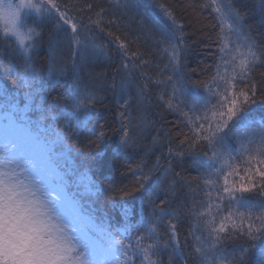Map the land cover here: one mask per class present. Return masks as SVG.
<instances>
[{"label":"snow or ice","instance_id":"obj_1","mask_svg":"<svg viewBox=\"0 0 264 264\" xmlns=\"http://www.w3.org/2000/svg\"><path fill=\"white\" fill-rule=\"evenodd\" d=\"M114 6L130 14L138 26L134 29L139 33L137 40L141 35L154 39L158 34L162 39L157 43L166 44L164 52L168 55V62L163 67L156 66L160 78L153 80L148 76L147 80L165 88L171 85V94L164 107L179 113L191 134L181 133L185 139L180 144L194 148L202 142L207 149L203 154L210 155L213 161L207 168L197 164L201 171L197 188L202 182V188L206 190L205 200L200 201L198 207L204 208L205 202L208 207L198 211L194 203L187 212L183 206L173 208L177 178L188 185L190 192L196 190L181 173L173 172L171 162L162 169L157 157L156 164L148 167L147 171L143 162L135 167L129 166L128 171L134 177L129 184L108 182L103 186L104 181L88 179L84 190L89 197L95 195L99 199L106 191L110 206L85 212L76 194L70 195L67 191L69 173L64 165L83 158L74 137H78L82 129L87 131L89 126L94 136L88 141L89 147L96 149L97 156L104 155L100 149L110 137L104 131L105 124L97 127L94 109L97 104H103L105 98L83 85L78 77L69 97H63L58 91L64 87L67 74L62 52L66 44L73 55L75 72L78 67L75 57L79 56L83 61L89 56L105 55V48L81 36V29L85 26L82 20L70 15L72 8L68 4H61L59 0H42L40 4L20 0L18 4L5 5L0 0V30L5 38L14 37L22 52L18 62L0 63V73L11 81L14 89L0 88V264H136L137 259H140V264H161L158 257L162 251L169 252V264H172L173 258L178 260L185 255L179 239L181 217L192 220L188 236L196 242L194 251L200 258L199 264H206L210 250L221 252L223 241L229 239L243 243H238L231 254L213 257L210 264H250L253 249H258L254 264H264V199L255 203L243 195L256 192L264 198V111L257 119L256 110L252 107L258 103V92L259 103L264 105V81L258 84L252 78L258 65H264V45L245 30L250 26L244 24L245 14L236 0L205 3L203 7L212 8L221 26L228 22L239 43L229 60L224 55L217 57L215 75L202 83L206 95L201 97L183 83L182 67L190 50L189 37L173 12L158 0H127L124 3L115 0ZM91 7L88 5L89 9ZM259 7L264 16V0H260ZM157 8L163 12L166 22L160 19ZM29 12L41 17L42 23L52 26L46 77L33 59V50L38 47L36 41L41 32L30 28L28 33H24L21 27ZM108 23L111 25L115 21ZM128 27L124 25L125 29ZM117 30H121L119 25ZM124 34L127 37L126 31ZM192 35H196L195 30ZM261 37L264 39V33ZM25 40L29 42L25 43ZM116 43L117 53L129 61L122 65L125 76L119 82L113 77L111 84L118 101L123 100L120 104L123 109L120 128L114 130L119 136L114 151L117 157H122L138 142L134 131L143 132L149 126L142 114L146 102H150L148 84H137L138 114L135 118L130 111L132 96L129 88L133 73L150 61L140 59L137 64L136 60L142 53L133 52L128 57V43L119 37H116ZM220 52H225L223 46ZM164 73L168 75L162 76ZM140 75L143 77L145 73ZM53 92H57V96H53ZM158 98L163 100V94ZM61 99L65 100L63 104ZM134 119L136 123H133ZM170 136V132L165 133L166 138ZM159 141L160 137H153L154 144ZM169 152H172L171 148ZM176 155L182 157L184 153L181 151ZM238 161L245 166L244 176L240 177L244 182L237 185L236 182L230 183L228 177L238 174ZM72 174L84 177L87 172L74 167ZM53 193L54 201L48 198ZM116 195L121 197L120 201L114 200ZM136 196L142 200L140 219H136L138 213L135 208L123 199ZM217 200H226L228 205V215L219 225L216 219L222 209L215 203ZM145 206L148 209L146 214L143 212ZM114 210L115 220L111 215ZM65 212L77 221L70 230L59 222V217ZM207 216L211 219H206ZM228 222L232 225L230 231H226ZM193 229L202 235H196ZM204 232L211 241L210 247L205 246ZM145 240H151V243L145 245Z\"/></svg>","mask_w":264,"mask_h":264},{"label":"trees","instance_id":"obj_2","mask_svg":"<svg viewBox=\"0 0 264 264\" xmlns=\"http://www.w3.org/2000/svg\"><path fill=\"white\" fill-rule=\"evenodd\" d=\"M61 4H68L72 8L70 15L76 17L77 20H82L85 28L81 29V36L87 37L89 40H94L96 43L101 44L105 48V55L101 56H89L86 60H81L79 56L75 57V62L78 67L73 71V55L68 49L67 45H63V63H66L67 74L64 78V87L58 89L63 97L67 99L69 94L72 92L74 87V81L78 77L83 85L90 89L96 90L100 96H103V104H97L94 112L97 116V127L100 124H105L104 131L108 133L109 139H106L102 145L100 151L104 155L97 156L96 149L89 147V139H94L92 135L91 126L88 130H81L78 137H74L77 140L83 154V158H76L74 163L64 165V169L69 173L67 180L68 186L67 191L71 194H76V199L81 205L84 206L85 212L89 209H99L103 207L107 209L110 204L107 199L108 193L105 191L99 196V199L95 195L89 197V194L85 192L84 186L87 184L88 179H96L97 182L104 181V185L108 182L115 183L117 185L129 184L133 179L132 173L128 171L129 166L135 167L136 164L143 162L147 167L156 164L157 157L160 158V165L167 167L171 162L173 172L181 173L182 177H185L192 189L196 191L190 192L187 184L180 181L177 178V190L173 198L174 202L172 207L183 206L185 212L187 208L197 206L198 211H204L207 209L208 204L205 202L204 208H200V201H204L205 189L201 187L197 188L198 177L201 175L200 169L197 164L203 165L207 168L213 161L210 155L205 156L203 153L206 151V147L203 143L197 144L194 148H189L187 144L181 145L180 141L185 139L181 133L191 135L186 122L179 113L169 111L164 107L168 96L171 94V85L168 87L156 86L155 84L147 80L148 76H151L153 80L160 78L157 75V65L163 67L168 62V55L164 52L166 47L165 43H157L162 38L155 34V38L141 35L140 39L136 37L139 35L137 29L138 26L131 20L130 14L124 13L122 10L115 8V0H59ZM121 3L127 2V0H120ZM158 2L164 5L166 8L171 10L177 22L184 26L185 34L188 38L189 51L184 58V64L182 72L184 73V85L191 89L193 92L198 93L199 96L203 97L206 95L205 89L202 86L203 82L209 81L212 76L215 75V65L218 63L217 57L224 55L226 60H229L232 52H235V48L239 43L236 35L230 31V27L227 21L221 26L217 14L212 10L211 7H203L205 3H210V0H158ZM240 7V10L245 14L244 24L247 27L245 30L257 40L258 43L264 45V39L261 37V33H264V16L260 11V0H236ZM88 5H92L89 9ZM103 9V12L101 10ZM156 11L160 15V19L166 22L163 12L159 8ZM90 20L92 21L90 23ZM115 21L113 24H109L108 21ZM99 24V27L97 26ZM40 25V27H37ZM117 25L120 26L121 30H117ZM124 25H128V28H124ZM2 28V25H0ZM22 28L25 33H28L30 28H36L37 31L41 32V36L37 39L36 43L38 47L33 50V59L37 67L42 69V75L47 76V56H48V43H49V32L51 31V24L42 23V18L36 15H28L25 17ZM196 31V35H192L193 31ZM70 31V30H69ZM125 31L127 37H125ZM111 33V35H109ZM116 37L120 40L128 43V57H131L133 52L139 51L142 56L136 60L139 64L140 59L150 61V64H144L138 68L131 76L132 84L130 85L129 91L132 96L131 101V113L135 118L137 116L136 110V93L137 84L143 86L145 83L148 84V96L150 102H146L143 110V115L149 122V126L143 130V132L134 131V135L138 137L136 145L129 149L128 153L122 157H117L115 153L116 143L119 139L117 131L120 128V112L123 109L120 104L123 100H119L114 94L111 84L113 77L119 82L122 77L125 76V71L122 68L124 63H128L127 58H122L116 51L117 43ZM195 41V43H193ZM29 42V41H28ZM224 47L225 52L221 53L220 48ZM230 55V56H229ZM22 58V52L20 51V45L13 37L5 38L3 31L0 30V63H16ZM229 72L231 67H229ZM223 72L224 69L221 68ZM143 72L145 75L141 77L140 73ZM264 65H258L256 71L253 73L252 78L260 84L264 81ZM168 73L162 74L166 77ZM9 87L12 89L11 81L6 80L3 74L0 73V88ZM180 86L179 84L177 85ZM214 87V86H213ZM243 87V84H240ZM163 94L164 99L160 100L158 97ZM53 96H57V92H53ZM18 99L20 98L17 93ZM260 93L257 94L258 103L253 105L255 115L257 119H260L261 111H264V105L259 103ZM62 104L65 102L64 99L60 101ZM70 102V101H69ZM175 102V101H174ZM187 111V109H185ZM133 123H136L135 119ZM117 130V131H114ZM170 132V137H165V133ZM160 137L159 143H153V137ZM169 148L172 152H169ZM183 151L182 157L176 155L178 152ZM95 157V159H93ZM244 164L237 162V173L233 176H229L228 179L231 182L243 183L240 179L244 176ZM78 168L82 171H86L87 175L81 177L79 175L72 174L73 168ZM161 169V170H162ZM138 174V173H137ZM258 180V178H257ZM221 184L223 183V176L220 178ZM237 195H241L237 193ZM248 196L255 203H259L262 197H259L256 192L243 194ZM129 206L135 208L138 213L136 219H140L142 200L139 196L136 197H124L123 198ZM146 199V195L144 197ZM115 201H120L121 197L116 195ZM185 202H187L185 204ZM159 204V199L156 201ZM222 209L220 216L216 219V224L219 225L221 220L228 215L227 201L215 202ZM235 208V205H233ZM148 211L147 207L143 208V212L146 214ZM213 215L215 214L213 210ZM115 220V210L111 213ZM211 219V216L205 217ZM99 224V220L96 221ZM192 224L191 218L185 219L181 217L179 228V239L181 245L184 247V257L180 259L173 258L172 264H199V257L194 251L196 245L195 240L188 236L190 225ZM231 223H227L226 231L231 230ZM163 232V229H160ZM195 230V229H193ZM196 235H202L198 230ZM205 246L211 245V241L207 239V233L204 232ZM223 236V234H221ZM187 237V240L185 239ZM145 245L150 244L151 240H145ZM243 243L239 240H224L222 244L221 252L211 251V254L207 258L206 264H210L213 257H219L221 254L228 255L236 250V245ZM259 244V242H257ZM170 251V250H169ZM253 255L250 259V264L255 262V253L258 249H253ZM159 260L161 264H169V252L162 251L159 254ZM157 259V257H156Z\"/></svg>","mask_w":264,"mask_h":264},{"label":"rangeland","instance_id":"obj_3","mask_svg":"<svg viewBox=\"0 0 264 264\" xmlns=\"http://www.w3.org/2000/svg\"><path fill=\"white\" fill-rule=\"evenodd\" d=\"M32 2H33V3L40 4V3H42V0H32ZM3 3H4L5 5H7L8 3L18 4V3H20V0H3ZM28 15H35V13H33V12H29V13L27 14V16H28ZM21 27H22V26H21ZM22 30H23V28H22ZM23 32H24V30H23ZM24 33H25V32H24ZM13 38H14V37H13ZM14 39H15V38H14ZM15 40H16V39H15ZM25 43H28V41L25 40ZM232 54H235V52H232ZM229 56H230V55H229ZM48 198H49V199H52V200L54 201V200H55V194H54V193L51 194ZM59 222H60L63 226H65L67 229H69V230L72 228V226H73L74 224L77 223L75 217H74L73 215H71L70 213H68V212H65L63 215H61V216L59 217ZM153 259H156V257H153ZM136 264H140V259H137Z\"/></svg>","mask_w":264,"mask_h":264}]
</instances>
